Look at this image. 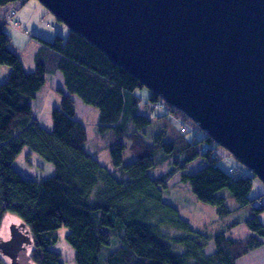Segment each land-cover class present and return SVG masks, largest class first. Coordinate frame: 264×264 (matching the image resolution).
<instances>
[{"label": "trees", "instance_id": "obj_1", "mask_svg": "<svg viewBox=\"0 0 264 264\" xmlns=\"http://www.w3.org/2000/svg\"><path fill=\"white\" fill-rule=\"evenodd\" d=\"M25 1L0 0V8ZM2 19L0 65L10 71L0 83V226L9 214L26 224L33 264H63L60 253L51 248L61 227L68 228L65 240L74 249L75 264H238L264 245L263 194L248 196L257 176L241 164L239 173L218 165L211 146L217 144L204 131L201 139L187 137L190 129L176 127L170 119L177 112L188 117L150 91L147 101L155 107L164 103L167 109L157 116V121L166 122L148 142L153 120L136 112L135 90L144 86L77 33L68 31L65 38L55 35L51 41L37 38L45 56L40 54L35 69L26 71L9 48ZM58 71L68 94L61 91L60 105L51 112L52 129L47 130L37 122L31 102L45 74ZM72 95L98 109L99 128L115 132L110 147L115 170L85 150L87 132L75 117ZM127 141L137 157L123 163ZM24 147L52 163L54 173L40 181L21 176L12 164ZM161 153H173L175 159L165 174L153 178V156ZM197 158L206 164L186 173V166ZM178 171L195 198L214 206L219 215L231 211L218 194L223 188L237 208L248 207L250 217L227 225L230 231L243 223L248 233L233 238L219 232L210 238L193 229L176 206L163 200L166 180ZM210 244L213 250L206 252Z\"/></svg>", "mask_w": 264, "mask_h": 264}, {"label": "water", "instance_id": "obj_2", "mask_svg": "<svg viewBox=\"0 0 264 264\" xmlns=\"http://www.w3.org/2000/svg\"><path fill=\"white\" fill-rule=\"evenodd\" d=\"M264 183V0H38ZM32 243L13 223L0 253Z\"/></svg>", "mask_w": 264, "mask_h": 264}, {"label": "rangeland", "instance_id": "obj_3", "mask_svg": "<svg viewBox=\"0 0 264 264\" xmlns=\"http://www.w3.org/2000/svg\"><path fill=\"white\" fill-rule=\"evenodd\" d=\"M13 12V14H12ZM12 14V15H11ZM3 12L0 11V23L3 22ZM6 22L4 30L9 34V48L15 52L21 59L26 71H32L36 66V58L42 54L45 56V51L42 53L43 44L37 39L51 41L55 35L66 37L68 28L54 17L38 0H27L22 4H14L9 8L5 16ZM20 19V20H19ZM18 20V22H17ZM3 68L10 67L3 65ZM62 78L59 73L58 78L56 73H46L43 85L36 92V96L32 99V108L37 119V122L47 130L52 129L51 112L53 108L60 105L62 96L64 95L57 87L58 79ZM66 95V94H65ZM149 90L146 87L135 90V96L138 97V109L136 112L142 115L149 116L153 122L147 130L146 140L152 141L155 132L163 125L165 118L157 121V116L161 115L167 109V106L162 103L160 107H155L151 102L147 101ZM76 117L84 124L87 132V141L84 148L98 162L107 167L109 170H115L111 157L110 147L115 142V132L112 129H101L98 126L99 111L89 105H85L76 96H71ZM184 114V113H183ZM163 121V122H162ZM177 121V123H176ZM171 124L180 126L185 129H190L187 132V137L201 139L204 132L198 129L191 119H185L182 114L176 113L170 119ZM128 147L122 153V162L127 163L134 160L135 156L127 141ZM217 144V143H216ZM215 156L219 159L218 165L223 168H231L233 171L241 172L239 163L226 149L217 144H211ZM162 154V153H161ZM154 165L149 169V175L153 178L165 174L171 167L175 159V155L155 154ZM183 158V156L181 157ZM206 164L203 158H197L186 166L185 172H193ZM13 168L26 179L43 180L54 173L52 163L43 159L39 154L31 150L29 147H24L16 156L13 162ZM242 165V164H241ZM243 166V165H242ZM251 172V171H250ZM179 171L173 174L166 180V187L163 190V200L176 206L182 218L186 219L193 229L205 233L210 238L219 232H226L227 235L233 238H241L248 233L246 226L241 223L233 227L230 231L227 225L235 220L242 221L251 216L249 208H237V202L229 194L226 188L221 189L218 194L225 198L227 207L230 212L219 215L216 208L207 203L198 201L190 190L187 182L181 181ZM263 194L264 201V183L257 178H254L252 189L249 192L250 198L258 197ZM264 219V217H262ZM20 220L14 215H6L0 226V240L7 239L10 233V226L13 223H19ZM68 233V228L61 227L57 230L58 240L51 247L53 250L60 253L63 264H75L74 249L65 240V235ZM172 234H177L171 231ZM213 250L210 244L206 252ZM30 248L27 247L19 253L18 264H33L29 259ZM0 264H11V261L5 255L0 253ZM238 264H264V245L256 249L238 261Z\"/></svg>", "mask_w": 264, "mask_h": 264}, {"label": "crops", "instance_id": "obj_4", "mask_svg": "<svg viewBox=\"0 0 264 264\" xmlns=\"http://www.w3.org/2000/svg\"><path fill=\"white\" fill-rule=\"evenodd\" d=\"M16 3H17V4H20L19 2H16ZM16 3H10V4H8V5H6V6L2 7V8H0V11H2V12H3V15L5 16V14H6V12L8 11V9H9V8H12V5H14V4H16ZM19 20H20V19H19ZM17 22H18V20H17ZM3 67H4L3 65H0V83L6 80L7 75L9 74V71H10V69H8V68H3ZM59 73H60L59 71L56 72L57 78H58ZM60 74H61V73H60ZM61 76H62V74H61ZM57 82H58V84H60L57 88L61 89V91H62L64 94L67 95L68 93H67L66 89L64 88L63 77H62V78L60 77V80L58 79ZM75 117H76V115H75ZM76 118H77V117H76ZM77 119H78V118H77Z\"/></svg>", "mask_w": 264, "mask_h": 264}]
</instances>
